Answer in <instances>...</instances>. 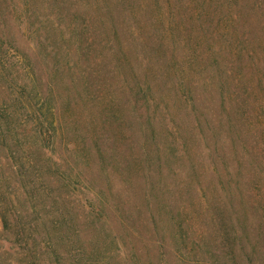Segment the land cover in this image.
Listing matches in <instances>:
<instances>
[{
    "label": "rangeland",
    "instance_id": "rangeland-1",
    "mask_svg": "<svg viewBox=\"0 0 264 264\" xmlns=\"http://www.w3.org/2000/svg\"><path fill=\"white\" fill-rule=\"evenodd\" d=\"M13 1L30 15L12 26L20 51L34 40L44 41L43 56L60 37L67 40L63 50L75 48V23L57 25L47 7L50 0ZM77 1L76 23L89 24L87 45L83 56H69L56 67L67 73L64 82L56 86L48 78L52 92L45 99L46 122L37 120L19 97L22 87L46 94L49 70L36 69L39 82L36 73L30 80V71L27 75L10 64L0 79V95L9 102L18 99L24 111L20 118L36 129L30 158L37 161L24 167L27 152L0 141V201H10L8 216L19 218L8 236L0 224V255L8 251L0 264H213L214 254L231 264L233 236L241 229L248 236L242 238L245 243L264 250V0H212L204 11L200 0H158L162 9L156 13L177 24L167 41L166 61L175 62L177 72L169 92L158 80L135 85V58L126 81L112 72L117 59L103 45L102 0ZM125 13L129 26L145 18L142 12L137 19L136 12ZM146 27L151 28L141 22V31ZM221 31L232 34L208 40L207 35ZM236 47H247L250 62L244 55L232 80L215 77L212 82L216 66L210 52ZM257 56L261 69L251 65ZM191 84L192 93L186 89ZM249 94L256 102L247 105ZM99 151H104L102 162ZM48 168H57L58 175L50 176ZM99 193L100 200L94 199ZM159 194L165 200L148 199ZM230 194L237 214L225 209ZM99 207L105 209L102 218L91 215ZM153 216L159 220L156 227L150 223ZM177 221L180 226H174ZM18 246L25 248L23 260L13 249Z\"/></svg>",
    "mask_w": 264,
    "mask_h": 264
},
{
    "label": "trees",
    "instance_id": "trees-1",
    "mask_svg": "<svg viewBox=\"0 0 264 264\" xmlns=\"http://www.w3.org/2000/svg\"><path fill=\"white\" fill-rule=\"evenodd\" d=\"M137 0H102L100 3V18H102V25L106 29V38L103 39V45L107 46L108 48L105 50H109L111 52L108 56L111 59H117L116 66L112 70V72L122 74L124 80H127L128 74L132 73V69L130 64L134 58L136 59V63L139 64V68L136 70L134 75L135 85H139L141 83H145L146 81H150V79L158 80L160 85L165 87L167 92L174 90L175 88L171 87L169 83L172 80V77L176 75V63H169L166 61V54L169 53V46H167V41L172 40V36L170 33L171 28H175L177 24L173 23L170 16L168 18L160 17L156 11L160 8L158 0H145L139 1ZM212 0H200V7L205 10V4L207 2L211 3ZM216 0H214L215 2ZM213 2V3H214ZM46 6V5H45ZM80 3L77 0H50L47 7L50 11L53 12L55 15L57 25L58 21L60 23L65 24L66 21L74 22L75 24L72 25V28L77 29L71 37L75 38L76 42L74 43L76 46L74 49L65 47L64 50L62 49V44L65 43L67 40L60 37L59 40L56 41L54 39L53 45L54 47L50 52H46L43 56L41 55V50L47 48L48 45L45 44L44 41L34 40V43H30L26 47V51H20V42L18 39V33H14L12 30V26L18 27L21 25V21L17 22L16 20H20L21 17L29 18L30 15L27 14L29 9H26L25 6H19L14 3L13 0H0V79H4L5 75H3V71L6 69V65L12 64L13 67L18 66L20 70H23L27 75L30 71L31 79L34 80L32 77V73H36L40 77H37V81H41V73H39L36 69L37 68H44L43 72L49 70V73L46 75L45 79L46 82H43L45 86V93L38 92L35 93L33 89L26 90L22 87L20 90V100H25L26 108H29L30 111L36 116V119L41 122H46V113L43 112V109H46V102L45 99L48 95L52 92V86L48 80V78H53L54 83L56 86H59L62 81L64 82V76L66 77L65 70H60L59 68L56 69L58 64L63 63L62 59H65L69 56L74 54L82 55V47L87 45L88 37L86 36V29L89 27L84 20H80L76 23L78 15H74V12L77 10ZM126 9V10H125ZM125 12H136L137 18L141 15L145 17L144 20H138L137 25H128L126 23L127 14ZM154 13V14H153ZM19 14V15H18ZM153 14V15H152ZM157 15L156 19L153 20L152 17ZM201 14V13H200ZM129 15V14H128ZM150 15V18H146V16ZM155 15V16H156ZM200 16V15H199ZM133 18V17H132ZM24 20V18H22ZM178 20V19H177ZM206 21H213L212 17H207ZM141 22H144L146 25H150L151 28L146 27L145 31H141ZM91 25L94 27L95 21L90 22ZM56 25V27H57ZM134 25V26H133ZM108 29H107V27ZM133 26V29L130 28ZM56 27L54 30L56 31ZM69 26H67L68 28ZM143 28V27H142ZM33 34V33H32ZM60 34H63L60 32ZM221 34V35H220ZM232 32L228 33L227 31H221L220 33H216L215 35H207L208 40L211 42L218 41L220 36L229 37L231 36ZM23 33H21L20 37H23ZM147 37L148 40H144L142 38ZM233 37V36H232ZM154 41L152 42V39ZM229 42L230 39L228 40ZM220 43V42H219ZM170 55V54H169ZM210 55L215 57L213 64L216 66V71L213 73L212 82H214V78L217 77L219 80L225 79L226 81L232 80L233 75L237 72V68L240 66V61L243 60L244 57L249 58V62L251 60V55L246 48L236 47L234 50L226 51V50H214L210 52ZM246 55V56H244ZM250 55V56H249ZM172 56V55H170ZM225 56V57H224ZM107 56L103 55V59H106ZM172 58V57H171ZM207 59V57H206ZM258 56L255 60L252 61L251 65L255 66L259 69L260 65L258 64ZM218 60V62H217ZM6 61V64H5ZM248 62V63H249ZM11 66V67H12ZM165 71V72H164ZM35 74V75H36ZM100 74V70H99ZM262 76V74H261ZM116 77V76H115ZM257 83L262 82L261 78H256ZM141 82V83H139ZM190 81L187 80L186 84H190ZM117 83V82H116ZM249 83V78L247 79V87ZM192 84L186 88L187 90L192 93L194 91ZM26 87V86H25ZM152 88V87H151ZM149 88V89H151ZM250 88V86L248 87ZM253 88V87H252ZM142 90V86H140ZM148 89V90H149ZM185 89V90H186ZM141 93V92H140ZM239 93V92H238ZM237 93V96L239 94ZM138 95V94H137ZM136 95V97H137ZM169 95L166 94V98ZM41 98V99H40ZM146 102L145 94L141 93L139 97ZM137 98L136 100H140ZM252 96L249 94L247 99V105L252 104L253 102L250 100ZM12 100L9 102V98L0 95V141L4 144H11L16 149L22 150L25 153L27 152V157L23 159L24 167L25 165L30 164H37V161H34L30 158L31 148H32V141H33V134L36 132V129H31L27 127V124L20 118L23 114L22 110L17 107V101ZM181 100V99H180ZM136 101V104L138 102ZM185 102V101H184ZM183 102V103H184ZM23 106V103L20 104ZM249 107V106H248ZM137 108V106H136ZM138 110V109H137ZM259 112H261V106L258 107ZM140 113V112H139ZM59 114H55L56 121L55 125L57 129L59 123ZM200 117L202 114H200ZM260 115V114H259ZM195 120H193L194 123ZM139 124L146 123L144 121H139ZM54 121H50L49 125L52 126ZM76 129L78 127L74 125ZM47 134H52L50 129L47 127ZM53 131H55L53 129ZM54 133V132H53ZM80 139L84 140V137ZM23 145L27 146L24 147ZM103 154L100 155V154ZM97 152V157L99 158V162L104 160V151ZM91 156V152H90ZM246 158V155H243V159ZM147 160V159H145ZM151 159H149L150 164ZM248 164V163H246ZM17 167V165H15ZM37 166V165H35ZM34 169V168H31ZM50 172V176L55 177L58 175L59 171L57 168H48ZM67 176H62V181L67 182V184H72L69 178H65ZM230 182V181H229ZM229 188L230 185H229ZM232 189V188H231ZM158 194V193H157ZM102 193L95 194L93 197L96 200H100ZM162 196V195H161ZM159 195L151 196L148 195V199L151 202H160L163 199ZM228 206L225 209H228L232 212L237 214V206L234 204V198L232 194L228 196ZM8 200L3 197V200L0 201V224L3 228L4 233L8 236L9 231L13 230L14 225L12 223L19 220L18 217L10 218L7 213V204ZM10 202V201H9ZM8 202V203H9ZM8 205V204H7ZM255 210L257 205L252 206ZM95 211H92L91 215H96L100 218L103 217L105 213L104 207L94 208ZM264 210V209H263ZM164 212V211H163ZM14 213V211H13ZM244 211H241L239 214H243ZM72 221V220H71ZM70 221V222H71ZM150 223L153 227H156V224H159V220L156 217H152L150 219ZM174 226H180L179 222L177 221ZM245 229H241V233H236V236H233L234 247L230 249L231 255V264H264V257H262L264 250H258L254 244L248 245V243L244 242L242 238L248 237L247 235L242 234ZM247 231V228H246ZM16 236L19 237L20 234L16 232ZM161 237L163 235L161 234ZM25 248L28 245V242H25ZM264 247V246H262ZM24 247L18 246L13 247V249L17 250L18 252L16 255L20 256V260H23L26 256L23 251ZM261 250L263 252H261ZM259 253V254H258ZM8 254V251L3 250V253L0 255V258L4 262L5 258L3 255ZM31 259H35V256H27ZM214 263L213 264H228L225 261L224 256H220L214 254ZM30 263L33 264H40L39 262L31 261Z\"/></svg>",
    "mask_w": 264,
    "mask_h": 264
}]
</instances>
